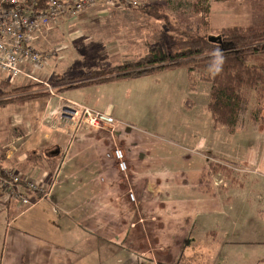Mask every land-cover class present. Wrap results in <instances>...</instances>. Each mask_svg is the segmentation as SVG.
I'll use <instances>...</instances> for the list:
<instances>
[{"label": "crops", "instance_id": "1", "mask_svg": "<svg viewBox=\"0 0 264 264\" xmlns=\"http://www.w3.org/2000/svg\"><path fill=\"white\" fill-rule=\"evenodd\" d=\"M63 93H46L47 101L37 115H14L11 125L0 131V148L15 142L5 167L35 166L47 174L51 162L33 164L27 158L32 153L47 155L53 149L55 163V184L48 199L20 213L13 205L0 209V264H176L184 252L195 248L198 236L220 247L253 242L226 237L217 241V233L228 234L233 226L223 225L225 192L212 191L217 186L205 171L225 157L262 177L244 180L242 187L247 184L249 194H255L257 207H262L256 210L264 221V198L257 191L258 187L264 190V126L249 129L244 124L242 129L217 133L211 130L212 118L204 110L184 147L178 143L176 149L161 146L154 157L142 154L144 139L132 129L119 126L104 131L103 127L98 132L99 128L82 129L77 120L62 119L58 112L66 101L88 106ZM68 130L73 133L66 140ZM246 136H252L251 141ZM154 143L155 148L158 144ZM224 144L226 151L220 148ZM115 149L124 152V173L111 156ZM28 196L35 198V194ZM210 235L213 238L208 240Z\"/></svg>", "mask_w": 264, "mask_h": 264}, {"label": "rangeland", "instance_id": "2", "mask_svg": "<svg viewBox=\"0 0 264 264\" xmlns=\"http://www.w3.org/2000/svg\"><path fill=\"white\" fill-rule=\"evenodd\" d=\"M133 1H137L136 6L126 4L125 0H113V2L100 0L88 10L81 12L78 18L71 21L65 19L53 26L48 33L34 42L38 50L53 55L48 56L44 67L39 71L27 67L26 71L34 79L18 77L10 82L0 75V100L25 96L27 90L29 93L44 91L50 96L51 93H57L58 86L66 84L67 81H88L97 71L108 70L115 65L131 62L145 55L152 46L158 45L166 51L176 37L169 29L201 30L207 35L217 36L220 30L232 26L264 25V0ZM147 6H156L160 17L166 16L167 19H156L144 14L141 10ZM205 8L209 9V15L204 17ZM208 16L209 22L206 23ZM207 75L208 72L205 71L189 72L184 67H169L144 77L122 78L118 81L114 80L115 82L68 89L64 91L63 96L85 103L101 113H110L119 122L117 127L132 129L144 139L140 149L143 155L151 153L157 156L156 152L161 146L176 149L175 143H178L184 147L187 139L194 136L192 131L197 127L198 117L203 116L204 110L209 112L207 104L210 84L202 77ZM67 78L68 80L64 81ZM28 85L29 87L25 88ZM247 95L249 102L243 125L245 124L249 129H258L264 126V89L250 90ZM46 97L47 95L36 97L23 104L2 103L0 131L3 132L2 128L9 127L13 119L21 113L34 112L37 115V111L47 101ZM14 100L24 101L23 98ZM66 111L67 109L65 113H68ZM58 113L62 119L77 120L76 117H71L73 113H68L69 116ZM51 119L53 120L52 117ZM243 125L236 129H242ZM103 127L106 129L104 131L117 128L109 125L100 128ZM81 128L88 129L86 126ZM100 128L97 131L103 132ZM211 130L224 133L228 129L223 125L214 124ZM19 131L24 135L22 125ZM68 131L66 140H69L73 133V130ZM240 137L245 142V137ZM247 139L251 141L252 136ZM154 142L158 144L155 148ZM235 142L240 143L239 140ZM208 143L211 145L212 139L208 140ZM220 148L228 150L225 144ZM106 157L109 158L110 154H106ZM4 161L5 159L3 163L8 166ZM214 166L216 169L209 166L212 170L205 172L211 182H218L217 187H213L212 191L220 189L222 193L225 192L222 201L225 215L222 223L226 227L233 226V230L228 234H224L223 231L217 233V241L226 237L232 241L250 239L253 242H235L220 247L217 244H208L203 237L198 236L199 242L195 248L184 252V255L191 257V260L181 255L176 264H264V221L259 219L261 213L258 214L256 210L262 211V207H257L255 194H249L247 184L242 187L244 180L253 182L256 178L262 179V177L250 172L243 164L225 160V157L220 158ZM17 171L49 184L55 174L48 171L46 174L35 166L26 169L18 167ZM41 173L48 177L39 176ZM258 188L257 191L263 194L264 198V190ZM29 194L32 193L26 192L27 196ZM39 200L41 199L35 194L34 200L32 199L34 204ZM31 207L26 208L25 211ZM15 210L18 212L22 209L15 205ZM211 238L212 235L207 239L211 240Z\"/></svg>", "mask_w": 264, "mask_h": 264}, {"label": "trees", "instance_id": "3", "mask_svg": "<svg viewBox=\"0 0 264 264\" xmlns=\"http://www.w3.org/2000/svg\"><path fill=\"white\" fill-rule=\"evenodd\" d=\"M157 10L156 6H147L141 11L156 19H167L166 16L160 17ZM203 11L204 17L209 15V9L205 8ZM207 22H209V16L206 18ZM169 30H172L176 37L169 44L168 50L165 51L158 45L152 46L145 55L131 62L115 65L108 70L97 71L88 81L70 82L67 81V78L64 80L67 81L66 84L57 89V92L61 93L68 89L82 88L122 78L141 77L169 67H184L189 72H208L207 76L202 77L210 84L207 109L215 125H223L230 132L243 125L249 102L247 93L253 89H264V25L257 27L232 26L220 30L217 36L207 35L201 30ZM209 37L215 40L211 41ZM217 47L224 52L225 63L223 70L213 76L210 72V64L212 52ZM111 74L113 76H110ZM28 87L29 85L25 86V88ZM46 95L44 91L29 93L27 90L25 96L1 98L0 105L6 102L23 104L36 97ZM16 98H23L24 101L14 100ZM52 152L47 155L32 153L27 159L33 164L38 161L51 162L49 170L54 172L55 163H53ZM211 168H215V166L213 165ZM18 212L20 213V211Z\"/></svg>", "mask_w": 264, "mask_h": 264}, {"label": "built area", "instance_id": "4", "mask_svg": "<svg viewBox=\"0 0 264 264\" xmlns=\"http://www.w3.org/2000/svg\"><path fill=\"white\" fill-rule=\"evenodd\" d=\"M100 0H0V75L10 82L18 77L34 79L26 71L27 67L41 70L49 55L38 50L34 42L48 33L53 26L62 20H73L79 14L88 10ZM113 2V0H110ZM126 4L136 6L137 1L125 0ZM68 113H73L77 123L88 128H100L104 125L117 127V122L110 113L99 112L82 104L68 101ZM63 109V108H61ZM60 109L62 115L65 108ZM78 111V112H76ZM69 116V115H68ZM20 140L19 137H16ZM15 142L0 148V209L7 210L8 205H15L24 212L26 208L33 206L34 202L26 195V192L36 194L39 199L49 197L53 185L44 183L41 179L18 172L16 169L3 165V159L11 158ZM4 151V152H2ZM2 152V153H1ZM113 157L117 161V167L122 173L126 170V161L121 150L113 151ZM46 182V181H45ZM218 182H214L217 186ZM129 199L134 196L129 193Z\"/></svg>", "mask_w": 264, "mask_h": 264}, {"label": "clouds", "instance_id": "5", "mask_svg": "<svg viewBox=\"0 0 264 264\" xmlns=\"http://www.w3.org/2000/svg\"><path fill=\"white\" fill-rule=\"evenodd\" d=\"M225 63L224 52L220 48H216L212 52V62L210 64V72L213 76L219 74L223 70V65Z\"/></svg>", "mask_w": 264, "mask_h": 264}, {"label": "water", "instance_id": "6", "mask_svg": "<svg viewBox=\"0 0 264 264\" xmlns=\"http://www.w3.org/2000/svg\"><path fill=\"white\" fill-rule=\"evenodd\" d=\"M209 39H210L211 41H214V40H215V39L212 38V37H209ZM65 109L69 110V108H65Z\"/></svg>", "mask_w": 264, "mask_h": 264}]
</instances>
